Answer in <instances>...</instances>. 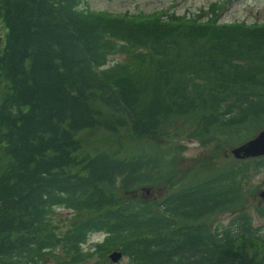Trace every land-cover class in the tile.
Listing matches in <instances>:
<instances>
[{
  "label": "trees",
  "instance_id": "obj_1",
  "mask_svg": "<svg viewBox=\"0 0 264 264\" xmlns=\"http://www.w3.org/2000/svg\"><path fill=\"white\" fill-rule=\"evenodd\" d=\"M83 3L0 0V264H264V223L208 221L245 206L264 156L173 168L182 139L264 128V24ZM90 231L108 235L83 254Z\"/></svg>",
  "mask_w": 264,
  "mask_h": 264
},
{
  "label": "rangeland",
  "instance_id": "obj_2",
  "mask_svg": "<svg viewBox=\"0 0 264 264\" xmlns=\"http://www.w3.org/2000/svg\"><path fill=\"white\" fill-rule=\"evenodd\" d=\"M213 4L220 6L218 10V19L220 22L231 23L245 21V23L248 24H264V0H84L83 6L90 7L92 10L96 11L107 10L110 13L129 12L133 15H153L155 13H161L166 16L171 13H177L187 18L201 16V20L206 21L211 17ZM110 59L114 62L117 59L123 60L124 56L118 54L111 56ZM259 132L260 131H257L252 138L258 135ZM150 143L160 149H162V147L167 149L169 146L173 148L174 146V144L166 145V143L160 139L150 141ZM179 143L183 145V148L179 150L178 158L173 161L174 173L177 178L186 177L189 171L197 170L199 167L209 170L212 167L225 165L229 163L230 160L234 161L236 158L232 150L244 142L240 144H228L222 146L220 149H216L214 144L202 145L196 139L185 138ZM251 172L254 175L251 177L253 186H249V188L252 189V193L250 192L249 195H246L245 206L241 207L239 210L223 211L208 219L213 227L219 224H228L230 220L235 218L239 213L251 215L254 218V225H263L264 219L257 214V207L261 205L262 200H264L261 195L264 191V166H262L257 174L255 170ZM247 187L248 186H244L245 189H247ZM167 190V184H162L151 190H142L140 192L142 195L147 194L150 197L159 198L164 196ZM245 192L247 193V190ZM71 213L69 209L65 208L56 211L57 217L64 219L63 223L67 222ZM69 222L70 221H68V223ZM101 238L103 239V237ZM126 261L127 258L123 257L118 263L125 264ZM118 263H113L111 261V264Z\"/></svg>",
  "mask_w": 264,
  "mask_h": 264
},
{
  "label": "water",
  "instance_id": "obj_3",
  "mask_svg": "<svg viewBox=\"0 0 264 264\" xmlns=\"http://www.w3.org/2000/svg\"><path fill=\"white\" fill-rule=\"evenodd\" d=\"M2 43V35L0 33V46ZM233 155L238 159H247L264 156V129L260 130L258 135L254 138L247 140L240 146L232 150ZM264 198V191L262 192ZM123 253L120 251H114L110 254V257L114 262H118L122 258Z\"/></svg>",
  "mask_w": 264,
  "mask_h": 264
},
{
  "label": "clouds",
  "instance_id": "obj_4",
  "mask_svg": "<svg viewBox=\"0 0 264 264\" xmlns=\"http://www.w3.org/2000/svg\"><path fill=\"white\" fill-rule=\"evenodd\" d=\"M13 114H15V109H12ZM122 182V177L117 176L115 177V184L119 186ZM108 234L103 233L102 231H90L86 234L85 240L80 242V249L83 254H87L91 248L95 245L102 244L104 239L101 237L106 238Z\"/></svg>",
  "mask_w": 264,
  "mask_h": 264
},
{
  "label": "bare ground",
  "instance_id": "obj_5",
  "mask_svg": "<svg viewBox=\"0 0 264 264\" xmlns=\"http://www.w3.org/2000/svg\"><path fill=\"white\" fill-rule=\"evenodd\" d=\"M0 49H1V46H0ZM264 129V128H263Z\"/></svg>",
  "mask_w": 264,
  "mask_h": 264
}]
</instances>
